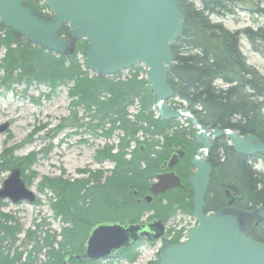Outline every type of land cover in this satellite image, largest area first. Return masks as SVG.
<instances>
[{"label": "trees", "instance_id": "trees-1", "mask_svg": "<svg viewBox=\"0 0 264 264\" xmlns=\"http://www.w3.org/2000/svg\"><path fill=\"white\" fill-rule=\"evenodd\" d=\"M256 1L263 0H177L186 21L182 34L171 44L174 65L169 82L175 95L169 104L175 110H190L207 129L252 135L264 143V75L248 63L242 51L245 38L253 51L264 58V29L232 32L223 23L211 20L215 15H235L244 5H255ZM25 3L48 17L43 13L50 12L45 4L28 0ZM59 35L67 38L69 27L64 26ZM87 45L86 40H80L75 43L73 54L57 56L0 25V52L4 51L0 59L2 86L9 90L14 85H45L55 92L73 83L69 97L72 105L84 109L90 118L87 126L106 140L115 136L119 139L117 145H106L97 152L98 163L108 160L115 165L109 177L96 173L87 179H46L40 184L41 192L50 189L55 195L52 211L66 225L61 240L57 242L48 235L43 247L36 245L27 254L15 250L6 257L2 255L0 264H37V255L43 249L47 250L45 264H63L69 255H82L92 229L99 224H140L147 214H152L149 220L162 219L167 223L177 213L193 214L188 179L194 173L191 160L199 149L193 140L195 130L187 120L185 126L179 121L158 118L156 96L146 80L147 70L141 65L134 67L124 80L118 79L121 73L103 78L91 75L79 60ZM132 108L136 109L133 113ZM178 150H183L185 156L173 171L181 178L183 187L161 196L167 201L164 205L159 202L161 197L151 204L144 200L138 204V198L149 194L157 175L170 171L168 162ZM35 157L36 153L16 158L14 150H6L0 158V173L19 168L29 183L31 175L25 173L35 164ZM260 160L264 162V157L236 154L226 137L214 141L208 156L213 172L205 212L228 209L233 200L232 208L247 216L249 236L264 244V221L251 217L264 209V173L255 169ZM82 228L86 230L79 240ZM18 234L11 218L0 212V242L5 244L4 249L10 250L17 244ZM35 234H28V245L34 243ZM181 239L180 232L169 243L176 245ZM141 246L125 249L114 259L135 263Z\"/></svg>", "mask_w": 264, "mask_h": 264}, {"label": "water", "instance_id": "water-1", "mask_svg": "<svg viewBox=\"0 0 264 264\" xmlns=\"http://www.w3.org/2000/svg\"><path fill=\"white\" fill-rule=\"evenodd\" d=\"M25 1L0 0L1 27L9 28L31 45L66 56L74 52L69 42L59 35L67 25L72 42H88L83 52L85 68L101 78L113 77L138 65L145 66L146 80L156 96L158 117L164 121L187 120L196 130L193 140L199 149L191 160L194 173L188 183L193 193V217L197 225L185 241L165 245L157 264H264V244L249 236L247 216L232 208L233 200L228 203L229 209L205 212L213 172L208 156L214 141L226 137L234 152L246 157H264V143L252 135L207 129L190 110H175L168 104L175 95L169 82L174 65L171 44L182 34L186 21L177 0H28L45 2L52 12L48 18ZM9 127L6 123L0 127V133ZM184 156L183 150L176 151L168 162L171 172L157 175L150 186V195L145 197L147 204L155 197L183 187L181 178L172 170ZM226 194L231 197L229 191ZM0 200L30 205L36 202V195L27 187L21 169L11 171L0 190ZM251 217L264 221V209L255 211ZM166 235L162 220L147 225L99 224L90 233L84 257L91 261L110 260L141 239L157 244ZM77 259L80 260V256Z\"/></svg>", "mask_w": 264, "mask_h": 264}, {"label": "rangeland", "instance_id": "rangeland-1", "mask_svg": "<svg viewBox=\"0 0 264 264\" xmlns=\"http://www.w3.org/2000/svg\"><path fill=\"white\" fill-rule=\"evenodd\" d=\"M256 2L255 5H244L243 10L237 11L235 15L224 17L215 15L211 17V20L214 23H223L232 32L245 28L264 29V0L260 3ZM43 13L51 14L46 10H43ZM51 16L52 14L48 15V17ZM65 39L71 48L76 49L75 43L69 37ZM242 51L248 63L264 75V58L253 51L245 38L242 39ZM3 55L4 51H1L0 59ZM79 60L84 64V54L79 56ZM129 76L130 71L121 72L118 79L124 80ZM2 77L3 72L0 71V127L6 123L10 127L6 132L0 133V158L6 150L10 149L14 150L16 158H27L36 153L35 164L25 173L31 175L29 183L22 174L27 187L36 195V202L30 205L26 202L13 204L10 200H0V212L9 216L11 224L19 229L17 244L10 247V250L4 249L5 244L3 246V255L6 257L13 254L15 250L27 254L36 245L43 247L48 235L54 237L57 242L61 240L60 234L66 225L57 219L52 211L51 206L55 195L50 189L41 192L40 184L46 179L63 178L72 181L87 179L96 173H103L104 178L109 177L115 165L108 160L98 163L97 152L106 145H117L119 139L115 136L111 140H106L100 136V132L87 126L91 121L90 118L86 116L84 109L73 106L69 97L73 83L61 86L55 92H52L48 86L36 84L30 87L25 84L14 85L7 90L2 86ZM135 110L132 108L131 112ZM179 122L187 126L184 120ZM255 169L264 173V162L258 161ZM82 171L87 173L83 174ZM10 173L11 171L0 173V190L3 189L4 182L9 178ZM104 216L106 217L107 214ZM150 216L151 214L144 215L142 222H147ZM166 224L172 233L168 232L167 237L160 243L143 244L139 247L140 257L137 262L130 263L125 259L113 258L101 264L157 263L164 245L171 242L174 235L180 232L181 241L184 240L187 232L196 225V220L192 215L177 213ZM85 230L82 228L78 233L79 240L84 236ZM31 232L36 233L33 239L35 241L28 245L27 236ZM46 251L43 249L39 252L37 264H45L48 261Z\"/></svg>", "mask_w": 264, "mask_h": 264}, {"label": "flooded vegetation", "instance_id": "flooded-vegetation-1", "mask_svg": "<svg viewBox=\"0 0 264 264\" xmlns=\"http://www.w3.org/2000/svg\"><path fill=\"white\" fill-rule=\"evenodd\" d=\"M198 151V150H197ZM168 172V171H167ZM167 172H163V173H167ZM149 190H150V188H149ZM167 194V193H166ZM165 194V195H166ZM148 195H150V191H149V194ZM147 195V196H148ZM161 196H163V195H161ZM161 196H158V197H155V198H153V201L151 202V203H153L154 201H155V199H159ZM146 197V196H145ZM145 197L144 198H138L137 199V202H138V204H142V201L144 200L145 201ZM161 201V203L164 205V204H166V200L164 199V198H160L159 199V202ZM152 215V214H151ZM155 220H162V219H153V220H149V218H148V221L147 222H145V223H142L143 225H147V224H149V223H151V222H153V221H155ZM163 221V220H162ZM163 223L165 224V227L167 228V232H168V227L166 226L167 224L163 221ZM137 245L138 244H150V242L147 240V239H141L139 242H137L136 243ZM136 244L131 248V249H133V248H135V246H136ZM0 247H1V255H0V262H1V260L3 259V246H2V244H1V242H0ZM85 252H86V246H85V248H84V252L82 253V255H83V257H81L82 255H69L68 257H67V259L65 260L66 262H67V264H75L73 261L75 260V261H77L78 263H81V264H83V263H85L86 261H89V260H86L85 259ZM78 256H80V260H78L77 259V257ZM115 257H116V255H115ZM83 258V259H82ZM72 259H74V260H72ZM65 261H64V263H65ZM96 262H104V261H96ZM63 263V264H64Z\"/></svg>", "mask_w": 264, "mask_h": 264}, {"label": "bare ground", "instance_id": "bare-ground-1", "mask_svg": "<svg viewBox=\"0 0 264 264\" xmlns=\"http://www.w3.org/2000/svg\"><path fill=\"white\" fill-rule=\"evenodd\" d=\"M159 118V117H158ZM81 257H83V255L81 256ZM83 259V258H82ZM89 261H91V260H89ZM93 262H96V261H93Z\"/></svg>", "mask_w": 264, "mask_h": 264}, {"label": "built area", "instance_id": "built-area-1", "mask_svg": "<svg viewBox=\"0 0 264 264\" xmlns=\"http://www.w3.org/2000/svg\"><path fill=\"white\" fill-rule=\"evenodd\" d=\"M188 233H189V231L187 232V234H186V235H188Z\"/></svg>", "mask_w": 264, "mask_h": 264}]
</instances>
